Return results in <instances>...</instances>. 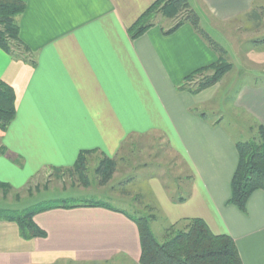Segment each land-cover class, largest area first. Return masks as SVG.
Listing matches in <instances>:
<instances>
[{"label": "crops", "instance_id": "1", "mask_svg": "<svg viewBox=\"0 0 264 264\" xmlns=\"http://www.w3.org/2000/svg\"><path fill=\"white\" fill-rule=\"evenodd\" d=\"M22 1L20 36L36 66L0 48V80L17 96L16 119L0 131L8 150L0 156V184L19 192L45 172L73 167L81 152L114 158L129 138L159 134L194 175L185 203L165 195L168 220L202 219L213 233L235 240L244 264H264V192L253 193L246 213L228 205L236 141L198 110L222 82L198 95L179 90L187 77L218 61L206 40L190 24L166 35L172 25L159 20L133 40L128 30L157 0ZM194 8L204 30L254 10L262 18L257 29L264 21V0H196ZM250 45L242 63L256 83L240 89L236 105L255 128L264 126V39ZM233 65L226 77L237 71ZM34 221L47 238L24 240L17 223L0 220V264L140 260L138 227L119 212L55 209Z\"/></svg>", "mask_w": 264, "mask_h": 264}, {"label": "trees", "instance_id": "2", "mask_svg": "<svg viewBox=\"0 0 264 264\" xmlns=\"http://www.w3.org/2000/svg\"><path fill=\"white\" fill-rule=\"evenodd\" d=\"M26 8L27 5L22 0H0V48L15 61L36 66L31 50L20 36V18L25 13ZM158 15L174 21L170 29L164 32L166 35H172L182 26L190 24L219 56L215 64L202 68L187 77L179 90L198 95L218 85L233 70V64L227 59V51L201 27V16L192 7L189 0H157L128 30L132 39L136 40L156 26ZM249 16L259 23L262 21L257 10L252 11ZM204 73L210 75L204 77L197 87H192L194 80ZM16 115V92L12 86L0 80V131L2 133L8 131L16 119ZM254 130L257 131L256 138L251 141L236 143L239 161L231 182V197L228 201V205L237 207L243 213L247 212V205L253 193L256 191L264 192V126L256 125ZM162 138L166 142L167 150L174 154L175 160L183 162L182 169L186 173L177 181L188 189L194 180L193 173L184 158L172 149L164 137ZM97 153L95 151L81 152L73 167L53 169V172L60 179L65 175L76 176L83 186H88L90 185L89 161ZM6 154H8V150L0 137V156ZM102 156L103 158L95 170V175L102 185H109L118 171L117 156L114 158ZM132 180V178H128L119 184L122 187L121 194L124 196L131 195L127 186H130ZM166 190L172 202L176 204H183L190 197V189L181 195H175L168 186H166ZM0 191H4V195L7 196L8 192L12 191V187L2 183L0 184ZM140 198L137 196L135 201ZM72 200H52L24 211L0 209V220L17 223L20 228V235L24 240L45 239L48 234L35 223L36 215L55 209L104 207L125 215L138 227L141 244L139 264H244L235 240L226 234L217 235L213 233L209 225L202 219H186L171 224L165 231L164 239L160 241L152 229V222L156 220V215L132 214L114 209L102 202L78 203L72 202Z\"/></svg>", "mask_w": 264, "mask_h": 264}, {"label": "rangeland", "instance_id": "3", "mask_svg": "<svg viewBox=\"0 0 264 264\" xmlns=\"http://www.w3.org/2000/svg\"><path fill=\"white\" fill-rule=\"evenodd\" d=\"M191 1H194L192 3L195 6L196 0ZM158 20L166 26L174 23L173 20H168L162 15H158L156 21ZM205 31L227 51V59L231 64L238 66L237 71H240L239 68L244 70L241 73L235 70L232 75L226 77L228 73L222 83L220 82L218 89L206 94L208 98L211 97V101L200 105L198 110L206 116L207 121L220 123L236 143L251 141L257 136V131L253 130V119L238 109L236 97L244 85L256 83V79L246 74L248 69L242 63L241 54L251 46L253 40L264 39V21L260 30L256 28V19L246 16L224 26H211ZM209 73L198 76L191 86L197 87L204 77L210 75ZM116 156L118 171L109 185H102L96 179L95 170L103 158L97 153L89 161L90 185L83 186L76 176L65 175L60 179L53 171L45 172L19 192L9 191L5 196L4 191H0V209L24 211L52 200L73 199L72 202L78 203L102 202L114 209L132 214L156 215L152 229L157 239L162 241L165 231L173 224L168 220L164 210V197L169 196L166 186L170 187L175 195L187 193L190 189L191 196V187L187 189L177 181L186 173L182 169L183 162L175 160L174 154L167 150L166 142L159 134L128 140ZM128 178L133 179L130 186H127L131 195L124 196L121 194L122 187L119 184ZM137 196L141 198L135 201ZM56 264H139V262L126 256H119L107 262L83 263L63 260Z\"/></svg>", "mask_w": 264, "mask_h": 264}]
</instances>
